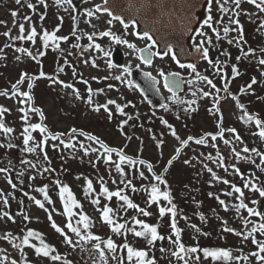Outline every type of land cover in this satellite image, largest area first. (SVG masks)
Listing matches in <instances>:
<instances>
[{"label":"rangeland","instance_id":"obj_1","mask_svg":"<svg viewBox=\"0 0 264 264\" xmlns=\"http://www.w3.org/2000/svg\"><path fill=\"white\" fill-rule=\"evenodd\" d=\"M102 0H82L79 6L76 9L69 7L67 4H57L56 0H45L47 7L44 4L40 3V0H22L20 5L15 3V0H0V89H11V84L15 83L21 72H28L30 75H38L40 71V65H43V71L48 75H58L59 80L64 81L67 84L74 85L75 89L79 90V97L73 91V88H65L60 83L52 84L48 79L41 78L36 81L32 92L34 95V105L35 107L43 109L45 124L52 133H62L73 128L81 129L85 132L91 133L95 136H98L102 141L107 143L111 147L124 148L125 153L134 157L139 156L140 158L149 161L154 166V171L157 174L166 175V178L169 182L170 188L175 199V204L184 206L187 204V201L193 200L194 204H191L192 208L189 207V212L186 220L182 221L181 227L184 230V233L192 237L193 240L203 238L204 235L201 233H196L191 227V224H196L199 227H202L203 232L205 233L204 228L207 230L209 235H212L217 232H222L221 234L230 235L222 231L221 227L218 225V229L215 228V220L221 222L220 218H232L229 223L233 224V227L237 231L245 232L251 224L245 227L241 217H248L246 210L241 209L239 214L236 210H227L225 211L224 207L220 205L219 200H224L226 204H238L236 199V194L232 196L227 195V193L232 192V184L242 187L245 179H252L257 185L264 186V164H261V159L259 156L254 153H243L242 149L244 146L251 148H256L261 152H264V139H261L258 135H253L257 131L254 124H246L241 120L243 112L236 106V102L228 95V101L220 104L221 111L223 112V127L224 129L235 128L241 136V141L238 142L234 139V135L230 132L225 131L224 137H218L216 141H211L207 145H196L195 143L189 144L180 154L178 160H176L167 173L164 172V166L166 161L170 158L171 155L175 154V149L179 147V142L175 140L170 135L169 130L165 125L161 124V118L166 119L172 124L176 129L181 138H187L188 136L201 137L205 133L211 132L215 134L219 128L214 116L209 109L213 108V99L212 97H202L199 89L204 91H214L208 86L205 82L196 80L195 74L191 73V80L194 83L190 84L188 89L187 96L183 100L193 99L192 92H197L198 103L193 107L197 108L195 112H186L185 104H179L174 102V106L179 108V113H173L172 108L167 110L163 109L157 110L153 109L143 98L141 93L137 88H129L126 84H122L119 81L113 79L114 75L120 74L122 68L109 69L107 67L108 58L104 56L103 52H100L95 49L93 46L89 48L88 45L93 43L88 40V35L98 32L101 28L106 27V18L103 15L97 14V17L88 18L84 14V9L92 8L96 4H100ZM36 2L38 6L36 8ZM31 3L35 5V11L29 9L27 5ZM16 10L19 12L17 17H12L11 12ZM45 12L46 16L41 21L40 14ZM76 12V13H75ZM25 16H30L32 18L31 24H34L37 28L38 33H42V30L47 29L48 31L54 30L58 25L60 30L57 33L59 36H68L67 41H62L60 43L59 50H53L52 48L47 49V54L43 57H38V60H32L26 54L19 53L16 51L18 47L29 48L33 51L35 55L37 50L42 49V41L38 36L36 43L33 44L31 41L27 40H15L10 37H6L4 32L10 31L11 36L15 37L19 35V23H25V35H27L30 30V24L24 21ZM63 21L61 23V19ZM73 17H76L73 20ZM89 19L91 22H89ZM75 28V33L73 29ZM122 39L129 40L125 35H119ZM245 40L254 39L256 42L263 41L262 36L255 35L250 38L247 33L243 34ZM94 43H99L102 48L108 50L111 49L112 55L111 59L113 62L118 65H129L133 67L134 57L132 56L133 49H129L125 44H116L112 39L108 38H95ZM9 45L5 47V45ZM78 45V46H77ZM248 51L247 42L243 46V54L239 60L237 57L227 60L228 66L224 67V70L228 72V77L231 80L229 85V90L234 94L240 93L239 89L242 86H246L251 83L253 78L252 67L250 64L249 55L245 56L244 53ZM19 56L20 59L17 60L16 57ZM115 58L126 59V62H117ZM222 58V57H220ZM95 59L97 67H93L91 61ZM67 60V64H65ZM85 60L89 62L84 63ZM236 66L239 68L241 75L234 80L231 79L232 73L231 68L233 63H236ZM64 66L63 72H58L59 66ZM264 70V67H262ZM197 71L201 75H207L209 78L213 79L214 83L217 84V87L222 88V83L220 81V76L216 74L215 70L209 68L207 64H203L202 67L198 68ZM76 73L75 75L73 73ZM107 76L108 79L105 80L103 77ZM96 77L97 79H93ZM257 83L252 86L255 88V95L249 94V96L242 95L243 101L247 105V108L253 111V114H258L260 118L264 119V72L261 76H254ZM128 79H130L128 77ZM87 80L88 85L84 84L82 81ZM113 84L114 88L108 89L107 85ZM91 86L94 90L103 88L105 91L93 96V104L87 102L88 86ZM22 90H26V84L21 86ZM223 91H221L222 93ZM220 93V96H221ZM226 93L222 94L224 96ZM221 96L220 103L223 102V97ZM247 97V98H246ZM108 99H115L117 103L125 104L131 102V104L125 109L127 116H131L132 119L129 120V124L124 126L123 131L120 130L119 125L122 120L127 119V116L116 112L115 106L110 105V109L113 112L111 119L108 117V113L101 109L99 112L93 110L95 104L106 103ZM0 105H3L9 108L12 112L15 113V117L19 119L21 115L19 112L20 105L17 102V98L8 99V97L1 96ZM134 105L135 107H133ZM187 108V106H186ZM30 122L37 123L41 119L39 113L29 114ZM25 125L21 123L16 124L15 139L20 143H17L15 146L19 148V152L15 151L14 148H7L6 146L0 147V163L5 164L6 168L9 169V172H13L16 177L24 180H29V177L35 176L36 179H32V196L37 199L44 200L43 193L39 192L38 189L44 185L48 186V194L51 198L52 203L49 204L45 201V207L52 212L53 219L58 225L64 226L67 223V218L63 214L62 202L60 200L59 194V185L55 183L58 179L61 181V184L70 183L73 186L75 198L78 201L82 202L83 209L88 207L89 201L85 200V187L86 180L91 179L95 190L100 191V178L103 177V180L106 182V185L110 186V190H114L117 185L123 184L119 183V173L115 170V164L111 165V168L104 163L103 159L97 161V153L92 152L93 147L91 143L84 141L83 147L78 143V146L75 149H65L62 148L60 144L56 142H49L43 148H37L35 152L29 153L24 151L26 147H31L35 143H38L42 139V134L38 131L33 132L34 141L30 142L29 145H24L23 143V128ZM151 129V131H149ZM156 134L157 137L163 133V139L165 144L163 146V156L160 155V150L155 147V141L152 139V135ZM128 136H131L132 139L129 140ZM84 137H87L84 135ZM62 140L66 141L65 138ZM232 141L231 144H225L224 140ZM141 141L143 142L141 144ZM53 144H56L57 147L54 148ZM80 144V145H79ZM4 145V143L2 144ZM19 145V146H18ZM215 145L216 147H213ZM235 147L237 151H240L242 156L248 155L250 159H237L232 152V148ZM84 148H88L89 152L85 154ZM142 148L143 151H139ZM101 149V147L97 148ZM21 150V152H20ZM47 153V159L45 158L44 153ZM217 152L220 156L223 157V160L220 161L217 157ZM28 153V155H27ZM17 154H22L21 157ZM212 155V160H209L208 155ZM24 155L27 157L25 158ZM191 159V165H185L183 160ZM22 161H31L32 165L30 166L27 163H22ZM212 168L217 176L221 177L220 180H215L211 173L207 171V168L204 165ZM224 165L223 167L221 165ZM232 165H235L240 169V172L243 173V178L240 174L236 173ZM259 165V167H258ZM227 167V171H225ZM54 169V171L44 172V169ZM65 168L66 170H64ZM131 170L129 167L127 168ZM145 171V175L148 177L146 180L149 183V180L152 178L147 174L145 168L142 169ZM97 171V172H96ZM8 173L0 172V191L3 195L8 197V204L5 205L3 200L0 199V214L3 210L9 212L12 216L15 217V222L8 220L7 218L0 217V235L7 232L13 231L14 227L18 225V222L21 221L23 214H28L32 220L38 222L39 220H44L47 229L50 232H55L51 227V222L48 219V214L45 210L40 209L35 203L30 199H23V203H20V198L23 197L21 192L16 188L13 189L8 183ZM23 173V175H20ZM39 173H43L40 175ZM80 174L79 183H73L74 176ZM83 174V175H81ZM73 175V178H72ZM141 186H144L145 180L141 179L139 175H136ZM117 180L116 184L112 183L113 179ZM135 176L132 173H129L126 179H131L134 183ZM73 179V180H72ZM228 180L230 183L225 184L223 180ZM146 183L145 185H147ZM180 183V184H178ZM163 188L164 186L161 185ZM137 188V187H136ZM175 189V190H173ZM245 203H248L250 207H256L260 205L264 209V201H260L262 197L258 193H254L245 189ZM144 192V191H143ZM143 192L137 188L136 192H132L130 189L126 190L127 195H134L135 199L138 201L141 207H145L146 200L143 195ZM140 197L138 198V194ZM212 193L213 195H209ZM206 194L208 195L206 197ZM202 195L205 198L206 203L204 207L198 204V196ZM197 196V198H195ZM211 196V197H209ZM217 197L219 199H217ZM256 200L259 203L253 205L251 201ZM122 203V202H121ZM121 203H115V205L120 206ZM29 204V205H28ZM217 204V205H216ZM190 205V203H189ZM216 205V206H215ZM228 205L230 208L231 206ZM212 207L218 209L220 214H215V217H212V213L215 211ZM150 211L149 209H147ZM130 209L127 210L129 212ZM231 211H235L231 212ZM264 211V210H263ZM151 212V211H150ZM153 212V213H152ZM151 216L145 217L138 213L139 218L145 220L147 223L153 224L150 218L154 217L155 210H153ZM203 214L206 218L205 221L200 220V215ZM137 217V216H136ZM220 217V218H219ZM250 219L254 222L259 220V217L252 216ZM34 222V223H35ZM216 222V221H215ZM217 224V223H216ZM134 227L139 230V226L134 225ZM204 227V228H203ZM110 227L102 224L100 230L107 234ZM48 230L45 232L48 233ZM111 231V229H110ZM56 234V242L61 248L60 252L68 254L69 260L72 261V264H93V260L96 261V264H103V261L100 260L97 252L92 251L91 254L87 251L92 249V244L90 242H84L80 245H77L75 248L64 249L65 243H63V237L59 233ZM232 234V233H231ZM224 236L219 237L220 242H223ZM234 242L236 247L245 251L243 256H249V261H239V264H254V260L250 258V251L248 248L242 245V242H245L243 237H238ZM128 240H131L130 244L139 247L145 248L146 245H143L142 238H136L131 233ZM188 240H191L188 239ZM207 240V239H206ZM212 240V237H211ZM6 248L1 249V254L16 256V247H14L15 240H5L3 241ZM146 242V241H145ZM212 242H215L212 240ZM148 245V244H147ZM149 246V245H148ZM81 247L85 251H81ZM151 248V246H149ZM214 248H223L221 245H216ZM4 251V253H2ZM248 251V252H247ZM151 252L149 251V254ZM108 257V264H117V262L112 259L109 252L106 253ZM51 264H63L62 261L52 262ZM125 264L127 261L125 259ZM168 264V261L167 263Z\"/></svg>","mask_w":264,"mask_h":264},{"label":"snow or ice","instance_id":"obj_2","mask_svg":"<svg viewBox=\"0 0 264 264\" xmlns=\"http://www.w3.org/2000/svg\"><path fill=\"white\" fill-rule=\"evenodd\" d=\"M218 4L219 11L221 13H227L229 11L228 7H226L227 0H225V3H220V0H216ZM248 3L254 5L257 9H259L260 12H264V0H247ZM15 3L17 5H20L22 3V0H15ZM41 4H44L45 7H47L45 0H40ZM57 4H67L69 7H72L73 9L75 6L72 3V0H56ZM212 3L213 0H207V9L208 14L206 18L203 19L201 30L197 33V35L203 37L204 39H201L199 44L196 45V50L202 54V58L208 62L209 65L212 66V68L215 70L216 74H218L223 82L222 88L217 87V84L214 83L213 79H210L207 75H201L197 71V65L195 63H189V64H183L176 58V53L173 51L172 47L169 46L168 50L160 53V52H152V45L156 43L155 40H153L152 35L149 31L145 30L142 33L137 32L136 35L139 36L142 39H147L151 41V44H149L146 48L143 49H136V45L133 43H130L126 39H122L120 36L116 35L114 32H112L110 29L107 31H101L98 33L100 37H111L113 41H115L116 44H125L129 49L137 50L140 53V59L143 61L144 64L151 65L152 64V56H168L169 54L172 55V58L176 61V63L179 65L181 69L187 68L191 70V73L195 74L196 80L205 82L210 88L214 91H204L203 89H199L202 97H212L213 99V108L209 109V111L216 116L217 124L219 130L213 134L211 132L205 133L203 136L197 138L194 136H188L187 138H181V136L178 134L177 129L169 123L168 120L161 118L160 122L161 124L165 125L166 128L169 130L170 135L175 138L176 141L179 142V147L175 149V154L171 155L170 158L166 161V164L164 166V172L167 173L168 170L171 168L173 163L179 159L181 152L184 148L189 146L190 142L195 143L196 145H207L209 142V139L211 141H216L218 137L223 138L225 131L230 132L234 135V139L238 142L241 141V136L237 132V129L235 128H228L224 129L223 127V112L220 108V100L221 96L220 93L223 91L226 94H230L229 91V85L231 83V80L228 77V73L224 70V63L219 60L214 61L210 55H209V48L205 47V43L208 45L212 44V37L209 36L203 28H208L211 30L212 33L216 35L217 39H220V31L214 24L213 16L211 15L212 11ZM233 3L235 5V8L239 9L242 4V0H233ZM29 9H32L35 11V5L29 3L27 5ZM98 13H107V15L110 17V19L107 20V23L109 25L112 24L113 20L119 21L125 30L129 27L128 23L125 22L124 17L113 15L112 11L108 7V0H103L102 4H96L95 8H86L84 9V14L88 18L97 17ZM240 12H235V18L230 17L229 18V24L235 25L236 28H230L228 26H225L223 28V32L225 34L229 33L230 31H237L239 36V40H243V25L241 24L239 20ZM19 15V12L16 10H13L11 12L12 17H17ZM98 18V17H97ZM25 22H28L30 24V30L28 31L27 35H25V23H19V35L12 37L10 31L4 32V35L6 37H10L15 40H27L31 41L33 44L36 43V39L39 36L42 41V49L37 50V53L34 55L33 51L29 48L25 47H18L16 49L17 52L26 54L28 57H30L32 60H38V57H43L47 54V49L51 47L53 50H59L60 49V42L61 41H67L69 39L68 36H59L57 33L60 30V26L58 25L54 30L51 32L47 29L42 30V33H38L37 28L34 24H31L32 18L30 16H25L24 18ZM44 19V15L40 16V20L42 21ZM61 23L63 21V18L61 17ZM76 17H73V20H75ZM223 17L220 18L219 22H222ZM89 22L91 20L89 19ZM0 23H6V22H0ZM136 21L133 20L132 24L135 25ZM261 28H264V22H261L260 24ZM73 33H75V28L73 29ZM96 33L89 34L88 40L93 41V43H90L88 45L89 48L95 47L96 50L103 52L104 56L108 58L107 60V67L109 69H116V68H122V71L118 75H114L112 78L119 81L122 84H126L129 88H139L140 85L135 84L134 81L131 79H128V77L132 74V68L129 65H118L117 63L113 62L111 59V49H104L101 47L99 43H94V37ZM9 45H5V47H8ZM78 46V45H77ZM255 49L249 48L247 52L244 53L245 56L249 54H254ZM264 51V49H262ZM146 53V54H145ZM17 60L20 59L19 56L16 57ZM240 57H237V60H239ZM89 61L85 60L84 63L87 64ZM93 67H97V63L95 59L91 61ZM65 64H67V60H65ZM259 64L261 66H264V57L259 59ZM64 66L58 67V72H63ZM232 77L231 79H235L241 75V72L239 68L233 64L231 68ZM76 74L75 72L73 73ZM146 76H148L153 83H156V78L152 76L151 73H145ZM159 75L163 77V86L172 94L171 99L176 101L179 104H186L187 108H185L186 112H195L197 111L196 107H193L194 105H197L198 99L197 92L193 91V99L191 100H182L177 96V91L181 89V85L184 83L183 80L179 79L180 73L173 72L165 74L163 70L160 71ZM45 78L48 79L52 84L60 83L65 88H73V91L75 94L79 97V90L74 88V85L67 84L62 80H59L58 75H48L43 71V65H40V71L38 75H30L28 72H21L19 79L16 80L15 83L11 84V89H5L4 91H0V96L8 97V98H17V102L20 105L19 112L22 114L20 119L25 122V127L23 128L22 136H23V143L24 145H29L30 142L34 141L33 132H39L42 134V139L35 143L31 147H26L24 151L32 153L35 152L37 148H43L45 145H47L49 138L53 141L59 140L61 144H63L65 147H74V144L65 143L64 140L61 139L62 136H64V133H52L49 131L47 125L43 122L40 123H31L29 122V114H35L39 113L40 117H44L43 109L35 107L34 106V95L32 92V89L34 87V82ZM93 79H97L96 77H93ZM103 79L107 80L108 77L105 76ZM30 81V82H28ZM28 82V83H26ZM84 84L88 85L87 80L82 81ZM188 84L194 83V81L189 80L187 81ZM257 81L253 77L251 80V83L247 84L246 86H242L239 89L240 94H244L246 92H249L252 90V86L256 84ZM27 87V90H22L21 86L25 85ZM108 89L114 88L113 84L107 85ZM105 90L103 88L100 89H93L90 85L87 88L88 97L87 102L91 105L93 104V96L99 93H103ZM143 91V89H141ZM158 91V89H157ZM232 99L236 102V106L243 110V115L241 116V120L246 124H254L255 128L257 129L256 132L253 133V135H258L261 139H264V119L260 118L258 114H251L247 111L246 106L244 103H241L239 100V96L232 95ZM131 104V102H127L125 104L117 103L115 99H108L106 103L103 104H95L93 106V110L96 112H99L101 109L106 111L108 113L109 119L112 118L113 112L110 109V105L115 106L116 112H119L120 114L127 116V113L125 112V109ZM31 105V106H29ZM135 107L134 105H132ZM161 108H164L165 110L168 109V104H161ZM11 110L3 105H0V130L3 131L5 134L12 133L14 131L13 128L7 127L4 123L3 117L6 113H9ZM131 116H127V119H124L121 121L119 128L121 131H123L124 126L129 124V120H131ZM151 131V129H149ZM71 133L73 136L77 133V129L73 128L71 129ZM81 135H86L87 138L91 141H95L96 143L100 144V149L92 148V152L97 153V161L100 159H103L105 164H115V170L117 173H119L121 179L119 180L120 184H123V188L118 187L115 191H112L107 187L106 182L103 180V177L100 178V193L95 196L94 199H92L91 203L93 205L99 206L101 203L100 197L103 196L106 198L107 201H112V199L115 197L122 203L120 204V208L123 209L125 212L128 209L136 210L140 215H143L145 217L151 216L152 213L147 210L146 207H141L139 204L135 203L133 199L126 194L127 189H131L132 192H136L137 188L133 184V181L131 179H126L128 173H126L125 168L122 167V165H128L132 169L138 171L139 177L144 180H148V177L145 175V171L139 170L137 168V165H146L147 171L152 174V179L149 180L148 185H144L142 187V190L146 192L147 200L146 204L148 206L152 204L158 205V215L163 218L165 215L170 216V229L172 233L175 236V239H173V236H168L167 239L169 242L173 245L175 248L174 251L171 252V255L174 256L178 262H182V264H201L202 257L204 260H207L208 258H211L212 260H227L232 261L233 259L236 261H249V256H235L233 257L232 250L227 248H200L199 245L187 247L182 239L181 235L183 232V229L178 227L177 225V206L173 202L174 197L171 191L170 186L168 185V180L165 178L164 175L157 174L154 171V166L151 162L146 161L143 158H140L139 156L133 157L129 156L125 153L124 148H117V147H111L104 141H102L98 136L87 134L81 132ZM163 133L160 134L159 137H157L156 134L153 133L152 139L155 141V147L160 150V155L163 156V146L165 144V140L163 139ZM128 139L131 140L132 137L128 136ZM143 142L141 141V144ZM225 144H231L232 141L225 139ZM5 145H0V147H4ZM15 145L12 143H8L6 145L7 148H13ZM53 147L56 148L57 145L53 144ZM81 147H83V144H81ZM213 147H216L213 145ZM85 154L89 152L88 148H84ZM139 151H143L142 148L139 149ZM243 153L247 154L249 152L254 153L255 155L259 156L261 159V164H264V152L259 151L256 148H249L248 146H244L242 149ZM232 152L234 153L235 157L237 159H245L248 160L250 157L248 155L241 154L240 151H237L235 147L232 148ZM113 154H116L118 156V162L113 161ZM45 158L47 159V153H44ZM217 157L220 161L223 160V157L220 156L219 152H217ZM209 160H212V155L209 154L207 157ZM22 163H27L32 167H35V165L31 164V161H22ZM183 163L185 165H191L192 160L191 159H185L183 160ZM224 166L223 164L221 165ZM205 168H207V171L211 173L212 177L215 180H220L221 177L217 176L216 173L213 171L212 168L208 167L206 164L204 165ZM233 169L236 173L240 174L243 178V173L240 172V169L237 168L235 165H232ZM259 167V165H258ZM54 171V169H48L45 168L44 172ZM225 171H227V167H225ZM264 171V169H262ZM0 172L2 173H8L9 169L0 167ZM42 175L43 173H39ZM20 175H23V173H20ZM30 179H36L35 176H31ZM8 183L11 185L13 189L17 188V185L12 182L11 177L9 176ZM55 183L59 185V194L60 198L63 203V214L67 218L66 228L70 230L71 233H74L76 237L78 238V241L83 242H92L95 243L92 246V249L87 250L90 254L92 251H95L98 253L99 258L101 261H103V264H108V252L112 253V259L117 261V264H125L124 260V253L126 252V258L128 264H156V258L154 256L149 257V251L144 248H137L133 247L128 241L127 236L128 233H131L136 238H142L146 241V243L149 246H154L157 241H162L165 239V236L160 234V224H149L145 220H142L138 217H134V225L139 226V230H137L136 227H128L127 221L121 223L118 219H116V210L109 204H105L102 208L98 207V211L100 212V220L104 225H107L110 227L111 231L119 236L124 237V241L120 244H117V242L112 238V236H109L107 239H104L100 235L95 234L93 231H91L92 227L94 226V221L92 218L83 211V205L80 204V202L75 198L74 194L72 193L70 187L66 184H61L60 180H56ZM113 184L117 183V180L114 178L112 180ZM223 183L229 184L230 182L228 180H223ZM161 185L164 187L162 188ZM233 191L227 193V195L232 196L234 193L236 194V199L239 201L238 204L233 205L235 208L237 214H239L240 210H246L248 213V217H241L243 220V223L245 227L249 224L252 225L250 230H246L245 232L237 231L236 229L232 227L227 226V221H224V227L222 231L226 233H232L238 237H243L245 241L251 239V242L256 245V250L251 252L249 255L251 257H255L256 260L259 261V264H264V239H257L256 233H260L261 235H264V211L259 210L256 207H250L248 203H245V189H248L251 192L258 193L260 197L264 198V186L257 185L252 179H245L243 186H237L235 184L231 185ZM150 189V190H149ZM39 192L43 193L44 200L37 199L36 197L32 196L29 197L36 206H38L40 209H43L48 214V219L51 222V227L55 230V232L59 233L60 236L63 237V243L75 248L77 247V242H74L72 237L68 234L67 231H65V227H61L56 223V221L53 219V214L51 211H49L45 207V201H47L49 204L52 203L51 198L48 194V186L44 185L43 187L38 189ZM95 188L93 185V181L91 179L86 180V187H85V194L91 195L95 192ZM27 196L28 193H25ZM209 195H213L212 193H209ZM0 199L3 200V203L5 205L8 204V197L6 195H3L2 191H0ZM217 199H219L217 197ZM167 202V206H164L161 202ZM220 205H222L225 209V211L228 210V205L224 200H219ZM253 205H256L259 203L256 200L251 201ZM76 209H80L77 211ZM23 220L24 221H30V216L27 214H23ZM255 216L259 217L260 222L256 223L253 222L250 217ZM0 217L7 218L8 220H11L15 222V217L12 216L9 212L5 211L2 214H0ZM75 218V223H73V220ZM187 219V217H184ZM200 220L205 221L206 218L203 214L200 215ZM190 227L196 232L201 233V228L197 226L196 224H191ZM203 235H209L208 233H202ZM5 240H12L14 241L17 239V237H14L12 233H7L3 237ZM20 243L14 244V247L19 249L23 255L24 259L22 264H32V262L27 258V254L24 252V248H31L34 250V254L37 257L42 258H49L53 262L61 261L62 256L57 252V249L54 245L47 243L45 239L43 238V234L40 232L34 230V229H28L26 234L19 237ZM33 239L39 241V243H33ZM103 245V246H102ZM120 250L121 255L118 257L116 256L117 250ZM162 252L166 251V249L161 248ZM81 251H85L83 247H81ZM202 253V257H201ZM19 264V262L16 259H12L9 261V258L7 255L0 257V264ZM64 264H72L71 260H64ZM93 264H96V261L93 260Z\"/></svg>","mask_w":264,"mask_h":264},{"label":"flooded vegetation","instance_id":"obj_3","mask_svg":"<svg viewBox=\"0 0 264 264\" xmlns=\"http://www.w3.org/2000/svg\"><path fill=\"white\" fill-rule=\"evenodd\" d=\"M77 1L79 0H75V2ZM220 3H225V0H220ZM225 6L228 7L229 11L227 13H221L219 11L216 0H213L211 15L213 16L215 26L220 31V39H217L216 35L212 33L210 29L206 27L203 28V30L209 36L212 37V44L208 45L207 43H205V47L209 48V55L214 61L219 60L221 62H225L224 67H226L228 66V62H226L227 60L233 59L243 54V46L246 45L247 42L248 49L253 48L256 50L254 54H249L250 64L252 67V75L253 77L255 75L259 77L264 72V70L262 69V67L264 66H261L259 64V59L264 57V51H262V49H264V28L260 27L261 22H264V12H260L259 9H257L254 5L248 3L247 0H242L241 7L239 9L235 8L233 0H227ZM237 11L241 13L239 16V20L243 25V34L247 33L250 38L258 34L262 36L263 41L256 42L254 41V39L245 40L244 36H243V40H239L238 39L239 34L237 31H230L227 34L223 32V28L225 26H228L233 29L236 28L235 25L229 24V18L230 17L235 18V12ZM101 14L107 20L110 19L107 13H101ZM221 17H223V20L222 22H219ZM107 20L106 23L104 24L106 25V27L101 28L99 30L100 32L107 31L110 29L118 36L125 35L129 38L128 41L130 43L136 45V49H143L146 48L149 44H151V41L147 39H142L136 35V33L139 32V28L136 27L135 25L130 24L127 30H125L123 25L119 21L113 20L112 24L109 25L107 23ZM101 38H108L109 40L112 39L111 37H101ZM201 39L204 38L197 35L195 44H199ZM151 50L153 53L157 51L155 44L152 45ZM132 56L134 57L135 61L133 64L134 66L131 67L132 74L129 78L135 82L136 79L139 80L140 78H147L145 73H151L152 76L156 78V87L159 90V92L162 93L166 104H168L169 106L168 108H172L174 110L173 113H179L178 110L179 108L174 106V102H173L174 100L171 99L172 94L163 86V77H161L159 73L161 70H163L165 74L173 73V72L180 73L182 77L181 80L184 81L185 86L183 93L177 96L183 100V98L188 92V89L191 86L190 84L187 83V81L191 80V70L187 68L181 69L179 65L176 63V61L172 58L171 54H169L168 56H164L162 58L161 57L159 58L157 55H153L151 65H147L143 63V61L140 59V53L137 50L132 51ZM121 61L124 63L126 62V59H121ZM203 64L204 65L207 64L209 68H212V66L209 65L208 62L203 59L202 63L200 64L199 67H197V69L202 67ZM233 64L236 65L237 62ZM186 106L187 105L185 104V108ZM153 109H157V107H153ZM163 109H161V111ZM18 113L22 115L20 112ZM30 118L31 117L29 115V122L31 120ZM3 120L7 127H11L14 129L16 124L19 123L21 119L20 118L17 119L15 117V113L10 111L9 113L5 114ZM21 123L25 125V122L23 120H21ZM15 140H16L15 131L9 134H5L3 133L2 130H0V145L4 143V145L6 146L9 142L14 144Z\"/></svg>","mask_w":264,"mask_h":264},{"label":"trees","instance_id":"obj_4","mask_svg":"<svg viewBox=\"0 0 264 264\" xmlns=\"http://www.w3.org/2000/svg\"><path fill=\"white\" fill-rule=\"evenodd\" d=\"M113 161H117L118 162V156L116 155V154H114L113 155ZM112 165V164H111ZM122 167H124L125 168V171H126V173H132V175L133 176H135V178H134V185L137 187V188H139L142 192H143V190H142V187L143 186H141V188H140V186L139 185H141V182L139 181V179L137 178V176L136 175H139V173H138V171H136V170H134V169H132L130 166H128V165H122ZM130 168L131 170L129 171L127 168ZM111 168V167H110ZM139 169V168H138ZM97 172V171H96ZM81 175H83V174H81ZM79 176H80V174H76L75 176H74V178H73V175H72V178L74 179V181H73V183L75 184H77V183H79ZM119 178H120V175H119ZM72 179V180H73ZM146 183H148L146 180H145V183H144V185L146 184ZM66 185H68L69 187H70V189H71V191H72V193L75 195V193H74V189H73V186H72V184H70V183H65ZM178 184H180V183H178ZM148 185V184H147ZM168 185H169V182H168ZM181 185V184H180ZM121 185H117V186H114L115 187V189L113 190V191H115L118 187H120ZM170 186V185H169ZM101 188V187H100ZM120 188H123V187H120ZM130 189V188H129ZM131 190V189H130ZM150 190V189H149ZM173 190H175V189H173ZM171 191H172V189H171ZM100 193V191L99 190H96L93 194H91V195H86V197L84 198L85 200H87V201H89V204H88V206L90 205V209L92 210L91 212H89V211H87V210H85V209H83V211L85 212V213H87L91 218H92V220L94 221V226L92 227V229H91V231H93L95 234H97V235H100L101 237H103L104 239H107L109 236H112V238L117 242V244H120V243H122L123 241H124V237H122V236H119V235H116V234H114L112 231H110V229H109V232L107 233V235L105 236L104 235V233L105 232H102L101 230H100V228H101V226H102V222H101V220H100V212L98 211V207L99 208H102L105 204H109L110 206H112L113 208H114V210H116V219H118L119 220V222H121V223H123V222H125V221H127V224H128V227H134V217H138L139 218V216L140 215H138V212L136 211V210H133V209H130V211L129 212H125L123 209H121L120 208V206H118V205H115V203H121V201H119L117 198H113L112 199V201H107L106 200V198H104L103 196H101L100 197V199H101V203H100V205L99 206H97V205H93L92 203H91V201H92V199H94L95 198V196L96 195H98ZM173 194V196L175 195L174 193H172ZM143 195H144V197H145V200H147V193L146 192H143ZM132 199H133V201H134V195L132 194V195H129ZM208 195L206 194V197H207ZM140 197V193L138 194V198ZM195 198H197V196L195 197ZM203 199L205 200V198H203L202 197V195H200V196H198V204L200 205V206H204V203H203ZM193 200L191 199V200H189V201H187V204L185 205V203L183 204L184 206H182V205H179V203H176V206H177V217H176V219H177V225H178V227H180L181 229H183L179 224H180V221H182V219H183V221H188V220H186L184 217H189L188 215V212H189V207H191L192 208V206H191V204L189 205V203H191ZM260 201H264V198H261V200ZM80 202V204H82V202L81 201H79ZM146 202V201H145ZM174 203H175V199H174V201H173ZM135 203H137V204H139L138 203V201H136V199H135ZM164 206H167V202H164V201H162L161 202ZM232 206H231V209H235L234 207H233V205H235V204H231ZM147 209H149L151 212L153 211V210H155L156 212H155V214H154V217L153 218H150L151 220H152V222H153V224H156V223H159L160 224V229H159V231H160V234L161 235H163V236H165V239L164 240H162V241H157L156 243H155V245L154 246H151V248L147 245V243L144 241L143 242V245H146V247L145 248H147V250L148 251H150L151 253L149 254V257H152V256H154L155 258H156V264H166L167 263V261H168V264H182V262H178L177 261V259L174 257V256H172L171 255V252L172 251H174L175 250V248L173 247V245L169 242V240L167 239V237L168 236H173V239H175V236H174V234L172 233V231H171V229H170V216L169 215H165L163 218H161L159 215H158V205H156V204H152V205H150V206H148V205H146L145 206ZM77 211H79L80 209H76ZM215 211H216V213H218V211L216 210V209H214ZM260 210L261 211H263L264 209L263 208H260ZM153 213V212H152ZM219 214V213H218ZM260 220V219H259ZM216 221V222H215ZM214 221V223H212V224H214L215 225V228L216 229H218V226L219 227H221V229H223V227H224V224H223V222H218L217 220H215ZM254 222H256V223H259L260 221H254ZM73 223H75V218H74V220H73ZM217 223V224H216ZM149 224H151V223H149ZM218 225V226H217ZM106 226V225H105ZM36 228H37V226H35ZM252 227V225H250V226H248V228H247V230H250V228ZM28 229H34V230H36L34 227H30V226H26L24 229H22L21 230V232L19 233V235H18V238L19 237H21L22 235H24V234H26V232H27V230ZM67 232H68V234L72 237V239H76L75 241H78V238L76 237V235L74 234V233H71L70 232V230H66ZM220 233H222V232H217V233H214V234H212L211 236H212V240H214L215 242H212V240L211 239H207V238H204L203 240H204V242H190V241H188V239H187V237H185L184 236V232H182V235H181V239H182V241H183V243L187 246V247H192V246H197V245H199V247L200 248H205V247H208V248H214V246H216V245H221L223 248H227V249H231L232 250V254H233V257H235V256H243V254H245V253H243V252H245V251H241V250H239L237 247H236V245H235V243L234 242H229V241H227V240H224L223 242H220V244H218L219 242H217L218 240H220V238H218V236H219V234ZM129 234L130 233H128V236L127 237H129ZM47 236L46 237H44V239H45V241L46 242H50V235H48V234H46ZM256 235V237H257V239H264V236L263 235H261L260 233H256L255 234ZM52 234H51V238H52ZM106 237V238H105ZM207 239V240H206ZM234 240V239H233ZM127 241L130 243L131 242V240H128V238H127ZM21 241H20V239H19V243H20ZM33 242V241H32ZM83 242V241H82ZM92 242H94V241H92ZM235 242H237V241H235ZM18 243V244H19ZM95 243V242H94ZM242 245L244 246V247H246V248H248L249 250H251V249H255L256 250V245H254L252 242H251V239H249V240H247V241H245V242H242ZM103 246V245H102ZM133 246V245H132ZM142 246V245H141ZM141 246H139L138 248H140ZM133 247H135V246H133ZM161 248H163V249H166V251H161L160 249ZM28 250H29V248H27V247H25L24 248V252L27 254V258L32 262V264H41V261H39L38 259H35L36 257H35V254H31L30 255V253L28 252ZM254 250V251H255ZM248 252V251H247ZM251 252H253V251H250V253ZM22 253V252H21ZM109 254H110V257H111V253L109 252ZM2 255V254H1ZM116 256H120L121 255V252H120V250L118 249L117 250V252H116V254H115ZM3 256H5V255H2V257ZM8 257V256H7ZM201 257H202V253H201ZM250 258L252 259V260H254V262H252V263H254V264H259V261L258 260H256V258H253V257H251L250 256ZM23 259H24V255H23V253H22V256H21V259H20V261H21V263L23 262ZM126 259V261H127V258H126V252L124 253V260ZM116 261V260H115ZM117 262V261H116ZM127 264H128V262H127ZM201 264H239V261H236V260H232V261H227V260H219V261H216V260H212L211 258H208L207 260H204L203 259V257H202V260H201Z\"/></svg>","mask_w":264,"mask_h":264},{"label":"water","instance_id":"obj_5","mask_svg":"<svg viewBox=\"0 0 264 264\" xmlns=\"http://www.w3.org/2000/svg\"><path fill=\"white\" fill-rule=\"evenodd\" d=\"M138 1L148 0H128L129 7L124 5L123 0H108V7L113 15L127 17H136V9L139 7ZM158 0H151V3L157 5ZM163 4V11L169 14V17L155 19V25L148 28L156 43L162 47L171 46L176 53V57L182 63H199L202 54L193 46L195 36L199 32L202 21L206 18L207 0H166ZM144 30V29H143ZM151 84L147 89L151 90ZM152 91L148 99L153 97ZM145 96L147 94L145 93ZM159 98V97H156Z\"/></svg>","mask_w":264,"mask_h":264}]
</instances>
